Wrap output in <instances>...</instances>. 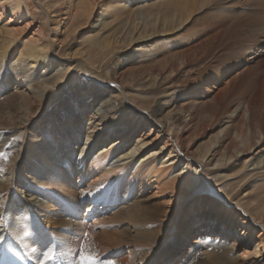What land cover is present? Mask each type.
Returning <instances> with one entry per match:
<instances>
[{
  "label": "bare ground",
  "instance_id": "obj_1",
  "mask_svg": "<svg viewBox=\"0 0 264 264\" xmlns=\"http://www.w3.org/2000/svg\"><path fill=\"white\" fill-rule=\"evenodd\" d=\"M0 151V257L264 264V0H0Z\"/></svg>",
  "mask_w": 264,
  "mask_h": 264
},
{
  "label": "snow or ice",
  "instance_id": "obj_2",
  "mask_svg": "<svg viewBox=\"0 0 264 264\" xmlns=\"http://www.w3.org/2000/svg\"><path fill=\"white\" fill-rule=\"evenodd\" d=\"M131 155V153H130ZM0 159H7V154L4 151H0ZM87 236V233H84ZM35 251V249H33ZM47 259H51L50 253H45ZM79 259L83 264H95L96 261L100 260V255L96 253L80 252ZM107 264H112V261H107Z\"/></svg>",
  "mask_w": 264,
  "mask_h": 264
},
{
  "label": "rangeland",
  "instance_id": "obj_3",
  "mask_svg": "<svg viewBox=\"0 0 264 264\" xmlns=\"http://www.w3.org/2000/svg\"><path fill=\"white\" fill-rule=\"evenodd\" d=\"M242 11V10H241ZM244 11V10H243ZM183 41V40H182ZM181 41V42H182ZM234 73V72H233ZM229 76H231V74H229V75H227V77H225V78H223V82H225L227 79H228V77ZM175 106H177V104L175 105ZM89 205V203H86L85 205H84V207L80 210V213H79V217H81L82 215H84L85 214V209H86V207ZM78 214H75V217L77 216ZM89 215H87L86 217H88ZM90 217V216H89ZM92 219V218H91ZM89 220L88 221V223H90V222H92V220ZM76 220H79V218L78 219H76ZM193 236H189L187 239H186V241H185V244H184V247L182 248V251H181V253H180V256H182V255H185V253H186V249L188 248V246L190 245L189 243L192 241V238ZM166 246V249H168L169 248V245L168 244H166L165 245ZM155 250H158V249H155ZM159 251V250H158ZM124 254H126L125 253V250H124ZM158 254H159V256H161L162 254H163V252H161V251H159L158 252ZM177 260V259H176ZM174 264H175V262H174Z\"/></svg>",
  "mask_w": 264,
  "mask_h": 264
}]
</instances>
